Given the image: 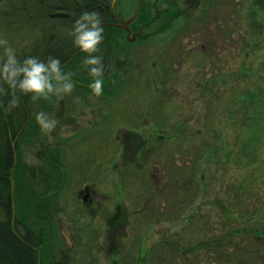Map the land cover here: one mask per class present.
I'll return each instance as SVG.
<instances>
[{
	"label": "rangeland",
	"instance_id": "rangeland-1",
	"mask_svg": "<svg viewBox=\"0 0 264 264\" xmlns=\"http://www.w3.org/2000/svg\"><path fill=\"white\" fill-rule=\"evenodd\" d=\"M38 1L0 0V39L20 60L59 35ZM104 2L131 29L105 35L116 94L71 74V93L31 104L56 127L35 121L14 142V213L56 233L40 240L41 260L264 264V0ZM143 2L172 21L134 27ZM132 132L144 157L125 149Z\"/></svg>",
	"mask_w": 264,
	"mask_h": 264
},
{
	"label": "trees",
	"instance_id": "trees-1",
	"mask_svg": "<svg viewBox=\"0 0 264 264\" xmlns=\"http://www.w3.org/2000/svg\"><path fill=\"white\" fill-rule=\"evenodd\" d=\"M38 5L45 8V10L47 9L48 12H52L49 21L55 22L57 25L53 27L60 29L59 33H57L59 34L58 36L51 34L47 37L45 51H41L38 57L40 59H47L48 57L59 58L64 72L71 73L73 76L82 74L85 78L87 77L88 84L91 83L93 78L87 73L82 63L86 54L74 48L70 31L74 20L78 18L82 12L95 11L99 14L102 19L101 27L103 29V40L98 46L100 51L98 53H93V55L102 57L104 84L100 95L108 99L113 97L117 89L115 87V89H109V86H111L109 85V81L112 78L111 84H113L114 74H106L108 73V68L105 66L107 65L110 67L109 64H115V58L111 55L112 53H108L109 45L106 43L109 38L105 37V35H107L106 33L110 30L119 31V29L106 25L111 22V15L109 7L107 8L104 0H46L44 1V5H42L41 2H39ZM157 9L155 3L153 5L151 2H143L140 7V13L133 26L144 25L151 29L159 25L163 20L172 21L173 16L170 10L156 13V18L155 15L152 16L154 13L153 11ZM59 23L67 25L64 28L59 25ZM53 27H51L52 30ZM61 29L64 31L67 30V34L61 36ZM50 32L52 33V31ZM33 46L32 52H30L28 56L36 55V53L32 54L34 50H36V45ZM73 62L77 65L74 66L73 70L71 69V71H69L68 68L67 71L64 66L70 65ZM80 71H83V73H80ZM6 87L5 85V88ZM87 91L92 92L90 88ZM17 95L19 97V103L15 108H11L10 110H8L7 106L11 97L9 95L0 96V105L4 106L0 108V264H67L66 260L58 262L59 259L57 258V254L54 258H50L49 260H41L40 258V251L37 249L40 245V240L45 239L44 236L47 238L49 236L51 237L52 234L56 235V233L51 231L52 227L50 230L48 228L45 229L46 233L41 230L37 233L34 230V225L23 222L19 217H16L14 213L11 196V181L15 173L14 142L17 136H19V140L24 139V136L30 132V129L32 130L35 122L33 108L31 106L33 100L30 98V95H22L19 93H17ZM25 124L28 126L24 127ZM129 136H132V142L129 141V143L131 142L129 144L128 141H126L125 149L128 150L132 148L135 153L136 151H142L141 155L144 157L145 148H143V143L145 144L147 141L145 142L142 138L135 137L136 135L133 132L130 135L126 134V137ZM136 139H139V145ZM142 148L143 150H141ZM16 149L18 151L19 147ZM63 251L64 250H62V252Z\"/></svg>",
	"mask_w": 264,
	"mask_h": 264
},
{
	"label": "clouds",
	"instance_id": "clouds-1",
	"mask_svg": "<svg viewBox=\"0 0 264 264\" xmlns=\"http://www.w3.org/2000/svg\"><path fill=\"white\" fill-rule=\"evenodd\" d=\"M101 24L102 19L97 12L84 11L74 20L70 31L74 48L86 54L82 63L93 78L89 88L97 96L103 90L104 70L102 57L93 53L100 51L98 46L103 40ZM0 48L3 49V54L0 55V96L11 97L8 110L18 105L17 93L30 95L35 101L47 100L50 96L60 97L62 94L67 95L72 92L75 85L71 73L62 70L59 58L40 59L37 56H28L20 60L15 48L5 39H0ZM3 107L0 105V108ZM34 118L44 132H50L58 123L44 111L37 112Z\"/></svg>",
	"mask_w": 264,
	"mask_h": 264
},
{
	"label": "flooded vegetation",
	"instance_id": "flooded-vegetation-1",
	"mask_svg": "<svg viewBox=\"0 0 264 264\" xmlns=\"http://www.w3.org/2000/svg\"><path fill=\"white\" fill-rule=\"evenodd\" d=\"M111 15V17H110V19H111V22L110 23H107L106 25H108V26H111V27H115V28H117V29H122V30H125L127 33H130L131 34V29H130V27L128 26V28H122V25H121V27L120 26H118V25H120V24H118V20H117V18L114 16V15H112V14H110ZM133 37H135V35H132ZM79 198H80V196H79ZM81 200H82V198H81ZM89 200H91V202H92V196H91V193H90V198H89ZM82 202H83V200H82ZM84 207H86L85 206V204H84Z\"/></svg>",
	"mask_w": 264,
	"mask_h": 264
},
{
	"label": "water",
	"instance_id": "water-1",
	"mask_svg": "<svg viewBox=\"0 0 264 264\" xmlns=\"http://www.w3.org/2000/svg\"><path fill=\"white\" fill-rule=\"evenodd\" d=\"M121 27V26H120ZM79 196L80 198H82L83 203L85 204L86 207H89V205L91 204V200H89L90 198V190L89 188H85L82 191L79 192Z\"/></svg>",
	"mask_w": 264,
	"mask_h": 264
}]
</instances>
